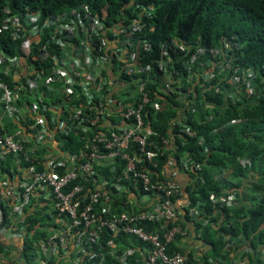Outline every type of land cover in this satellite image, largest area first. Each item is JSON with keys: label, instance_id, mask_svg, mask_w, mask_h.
Wrapping results in <instances>:
<instances>
[{"label": "built area", "instance_id": "1", "mask_svg": "<svg viewBox=\"0 0 264 264\" xmlns=\"http://www.w3.org/2000/svg\"><path fill=\"white\" fill-rule=\"evenodd\" d=\"M127 9L109 23L106 10L93 14L87 6L45 17L39 12L19 17L4 9L0 31L16 44V54L0 48V160L9 158L16 172L0 180V203H11L7 212L6 205L0 206V238L13 229L32 196L44 193L52 201L58 230L34 246L37 264L68 253L71 264H105L106 255L113 258L111 264H130L132 252L118 251L112 240L104 245L105 232L145 245L144 264H205L167 254L169 244L185 235L176 207L183 192L155 176L164 147L144 118L148 107H157L148 85L164 94L176 92L187 111L194 107L189 104L196 86L223 93L226 104L255 99L256 74L235 63L241 45L227 39L191 50L170 39L160 45L157 59L142 63L140 56L151 46L136 37L150 14L139 5ZM4 119L18 125L15 133L5 128ZM185 122L180 112L172 125L192 135ZM58 136H73L81 146L64 151ZM161 140L165 147L170 141ZM237 161L250 165L244 158ZM179 163L186 170L194 165L185 157ZM217 178L230 186L238 180L231 171ZM129 195L150 197L153 208L115 212V197ZM237 197L235 190L220 197L211 193L210 201L230 207ZM189 206L187 200L190 216H197L203 203ZM148 223L160 227L149 231Z\"/></svg>", "mask_w": 264, "mask_h": 264}, {"label": "trees", "instance_id": "2", "mask_svg": "<svg viewBox=\"0 0 264 264\" xmlns=\"http://www.w3.org/2000/svg\"><path fill=\"white\" fill-rule=\"evenodd\" d=\"M136 5L145 7L150 14L143 18L146 29L136 37L138 40L148 41L151 46L149 54L143 58L140 56L142 63L157 59L160 45L170 39L180 40L190 50L196 45L214 47L220 40L227 39L241 45L236 53L235 63L255 71V99H243V102L240 100L235 105L226 104L223 93H216L214 88L203 91L196 86L192 97L194 102L189 104L194 107H189L187 111L176 92L164 94L158 91L157 85L149 84L152 104L160 108L148 107L144 117L151 130L157 134L153 139L164 147V157L157 158L159 166L155 170V176L159 180H163L162 169L170 154L178 166H181V157L194 164L186 170L192 182L187 187L186 194L189 207H194L198 202H202L203 207L199 208L196 220L190 217L189 209L184 211V218L195 220L196 227L201 230L202 241L212 248L203 258L206 261L208 257L220 258L225 262L223 251L227 244L242 243L255 251L257 247L264 245V0H0V26L5 18L6 8L19 17L27 12H39L45 17L70 8L87 6L93 14L106 10L109 23L118 15L128 13V7ZM149 27H153V30H149ZM15 47L16 44L7 32L0 31V48L7 50L9 55H14ZM151 77L157 81L158 76ZM180 112L185 113V123L192 135L181 132L178 126L172 125L173 119ZM234 120L242 122L230 124ZM4 125L11 133L19 128L9 119H4ZM57 138L63 140L64 151H77L81 146L73 136ZM171 138L173 147L168 151L161 139ZM41 155L39 153L38 156ZM238 158L246 159L250 165L242 167L238 164ZM27 165L23 163L24 167ZM226 171H231L233 178L238 179L231 186L217 178ZM14 172L15 165L9 158L0 160V180L4 173ZM244 181H247L248 187L240 193ZM232 190L238 192L234 205L220 206L210 201L211 193L220 197ZM122 199L125 200L124 197H115V212L130 211L129 206L119 203ZM33 204L31 198L29 206ZM0 206L4 205L0 203ZM8 208V205L3 207L4 212ZM214 211L219 212L223 218V224L217 230H214L210 222L201 224L204 219L214 220ZM27 222L33 230L39 220L30 215ZM5 223L9 224L7 219ZM159 227L158 223L146 225L149 231H156ZM124 237L125 235L112 237L105 232L103 244ZM33 243L25 241L23 252L27 264H31L34 259L31 254L35 246ZM167 254L172 255L169 248ZM112 261L113 258L106 255L105 264H111ZM134 261H130V264H135ZM50 264H53L52 260Z\"/></svg>", "mask_w": 264, "mask_h": 264}, {"label": "crops", "instance_id": "3", "mask_svg": "<svg viewBox=\"0 0 264 264\" xmlns=\"http://www.w3.org/2000/svg\"><path fill=\"white\" fill-rule=\"evenodd\" d=\"M172 141L173 138L170 139L166 146L168 151L172 150ZM179 164L181 166L176 164V161L173 157L171 158L170 154L165 166L162 169L163 181L179 186L183 192V196L176 203V207L180 212L179 219L182 228L185 231V235L178 237L171 244H169L168 248L172 254L180 253L188 257L190 260L200 261L205 264H208V260L210 259L213 261V264H234L242 261V259H245L249 262V264L251 261L252 264H264V245L257 247L255 251H251L242 243L235 245L227 244L224 246L223 251L225 262H222L223 260L220 258L215 259L213 257H208L207 261L203 258L205 254H208L212 250V248L201 239V230L195 225L197 216H190L192 219H195L194 221L184 218V211L186 210V202L188 200L186 189L192 182L186 169L181 163ZM251 180L253 179L251 178ZM247 187V181H244V186L240 189V193L246 190ZM32 198L34 204L31 205V207L28 205L21 212L19 220L13 223V229L1 235L0 264H27L23 252L25 241L34 242V246L45 239L52 237L58 230V225L52 217L55 214L52 201L44 193H35ZM124 198L125 200L122 199L119 203H124L125 206H129L130 210L141 211L151 210L153 208V200L148 196L129 195ZM4 205L11 207L10 202H6ZM9 210L10 208H8V211ZM30 215L39 220V223L33 230L30 229V225L27 222V217ZM212 219L214 220L209 221L208 219H204L201 224L205 225L210 222L212 223L214 230H217L223 224V218L220 216L219 212L214 211ZM41 235L43 237H41ZM113 244L120 252L125 250L131 251L132 255L129 260H135L133 263L144 264L147 255V247L139 243L136 238L132 236H125L121 240L116 238V241H113ZM31 254H33V252H31ZM33 258L34 259L31 264H37L35 256H33ZM71 259L72 256L70 253L66 255L58 254L52 258V262L53 264H71Z\"/></svg>", "mask_w": 264, "mask_h": 264}]
</instances>
